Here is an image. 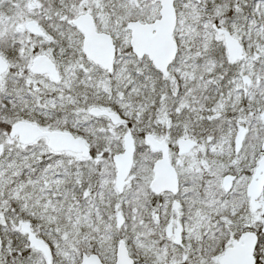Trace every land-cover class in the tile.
Masks as SVG:
<instances>
[{
	"label": "snow or ice",
	"instance_id": "1",
	"mask_svg": "<svg viewBox=\"0 0 264 264\" xmlns=\"http://www.w3.org/2000/svg\"><path fill=\"white\" fill-rule=\"evenodd\" d=\"M0 264H264V0H0Z\"/></svg>",
	"mask_w": 264,
	"mask_h": 264
}]
</instances>
